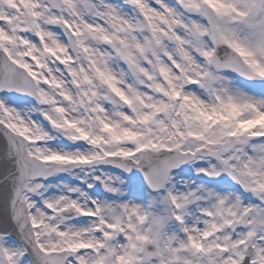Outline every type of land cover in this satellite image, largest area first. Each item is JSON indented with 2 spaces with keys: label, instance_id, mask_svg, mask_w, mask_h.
Returning a JSON list of instances; mask_svg holds the SVG:
<instances>
[{
  "label": "snow or ice",
  "instance_id": "obj_1",
  "mask_svg": "<svg viewBox=\"0 0 264 264\" xmlns=\"http://www.w3.org/2000/svg\"><path fill=\"white\" fill-rule=\"evenodd\" d=\"M0 264H264V0H0Z\"/></svg>",
  "mask_w": 264,
  "mask_h": 264
}]
</instances>
